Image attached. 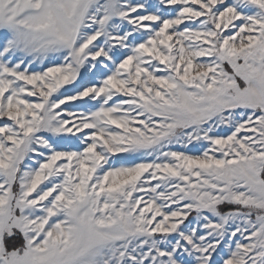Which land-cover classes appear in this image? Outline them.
<instances>
[{"label":"snow or ice","instance_id":"obj_1","mask_svg":"<svg viewBox=\"0 0 264 264\" xmlns=\"http://www.w3.org/2000/svg\"><path fill=\"white\" fill-rule=\"evenodd\" d=\"M0 264H264V0H0Z\"/></svg>","mask_w":264,"mask_h":264}]
</instances>
